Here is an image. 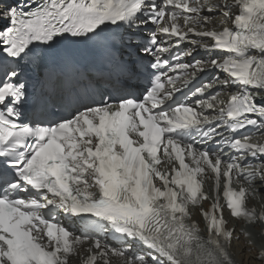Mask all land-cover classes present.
<instances>
[{
  "label": "snow or ice",
  "instance_id": "obj_1",
  "mask_svg": "<svg viewBox=\"0 0 264 264\" xmlns=\"http://www.w3.org/2000/svg\"><path fill=\"white\" fill-rule=\"evenodd\" d=\"M215 13L232 27L197 31ZM0 17L8 22L0 31V264H68L87 240L93 245L83 264H108L109 252L125 257L123 246L134 244L145 252L127 256L126 264H235L230 248L239 237L227 227L224 208L234 219L264 226V211L246 203L253 182L264 184V161L248 162L264 156V143L251 142L264 135V105L256 102L264 99V0H40L32 11L6 7ZM148 23L156 28L139 43ZM189 33L201 38L191 42L195 47L225 55L192 64L162 58ZM166 37L178 39L172 45ZM125 52L151 55L154 62L142 71ZM24 67L41 70L39 89L29 92L19 79ZM149 67L183 75L192 69L193 79L215 69L225 78L196 87L195 107H165L175 89L165 87V72L149 73ZM145 73L148 86L138 100L129 82ZM167 83L174 84L173 77ZM214 83L238 86L218 109L219 93L203 98ZM22 115L31 122L17 123ZM221 125L256 133L226 140L238 154L228 160L194 146L195 136L206 139ZM164 163L171 171L160 170ZM209 171L216 194L208 210L200 207L205 237L191 209L209 199L200 179ZM234 179L249 188H232ZM57 217H70L73 227ZM100 233L113 234L122 246L102 243ZM258 255L264 259V250Z\"/></svg>",
  "mask_w": 264,
  "mask_h": 264
},
{
  "label": "bare ground",
  "instance_id": "obj_2",
  "mask_svg": "<svg viewBox=\"0 0 264 264\" xmlns=\"http://www.w3.org/2000/svg\"><path fill=\"white\" fill-rule=\"evenodd\" d=\"M216 3H218V2H216ZM242 248V245H239L238 247H237V250H240ZM236 252V251H235ZM237 253V252H236ZM252 256H254V254H253V252H252ZM238 259H239V262H240V264H246V263H248V260H246V262L242 259V257L237 253V256H236ZM252 262V261H251ZM248 264H250V263H248ZM252 264V263H251Z\"/></svg>",
  "mask_w": 264,
  "mask_h": 264
}]
</instances>
